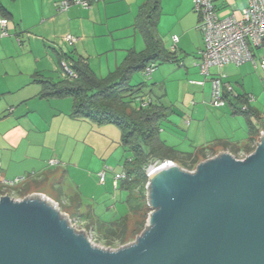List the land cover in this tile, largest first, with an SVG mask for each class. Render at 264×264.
<instances>
[{
  "label": "crops",
  "instance_id": "1",
  "mask_svg": "<svg viewBox=\"0 0 264 264\" xmlns=\"http://www.w3.org/2000/svg\"><path fill=\"white\" fill-rule=\"evenodd\" d=\"M60 1L62 0H0V4L5 8L4 12L0 11V19L3 17L7 19L6 30L8 31L6 36H1L0 26V64L8 57L10 39L13 36L19 38V34L23 32H26L28 38H30L26 46V50L29 53L38 47L39 41L51 44V46L43 45L44 48L48 47L49 50H52V54L46 51L48 56L47 63L43 67L38 66L41 63V58L35 55L34 62L37 66L32 69L34 71L29 70L24 76L20 74L15 82L13 81L10 84L8 82L6 85L0 86V169L1 177L6 181L23 178L18 182L19 184L21 183L18 188L19 191L27 192V194L31 192L45 193L53 200L63 204V206L66 205L65 207H75L76 203L79 202L76 209L80 213L83 206L81 186L78 185L75 188L69 186L66 188V175L63 174L67 171L69 164L71 169H80L78 162L73 161L71 163L74 151H80L78 158H83L89 163L95 162L94 166H96L95 170L98 171L97 175L102 170H105L103 184L107 180V170L112 169L110 167L112 163H108L107 159H103L102 155L101 158L103 160H101L103 163L102 168L99 170L100 159L98 160V158L94 157L95 155L91 157V155L89 156L86 153L87 147L95 151L93 146H98V138L94 136L97 130L104 128L108 131L110 130L112 136H115L112 139L114 143L112 162L113 165L116 163V166L120 168L114 169V173L124 170V159L129 157L130 154L121 145V129L118 125L111 122H97L81 116H72L73 99L70 96H41V84L35 81L33 76L37 73L36 78H50L41 73L44 70H48V68L53 69L60 76L59 60L66 53L74 59L83 58L89 66L102 64L100 59L98 65L96 61L93 63L94 57L97 58L102 54H109L111 59L108 58L104 62L105 66L117 67L123 61L129 49L141 50L145 47L142 35L138 38L139 36H136L137 32L135 34L133 30V35H135L132 42H129L124 40L126 34L123 32L126 26H133L139 6L145 0H95L90 7L70 3L65 10L58 9L57 4ZM215 1L218 8L221 5L222 7L225 6L223 1ZM246 1L244 0L237 7L239 8L237 14L233 11L236 16H240V9L246 5ZM224 15H227V13ZM196 19L198 21V17ZM189 21L194 23L190 18ZM29 30L41 32L48 36L46 37L47 40L40 37H32ZM67 34L76 38L73 45L66 43L64 37ZM178 43H180L179 38L176 43V50ZM65 46H68V49ZM201 46L202 42L196 51L194 59L188 62L189 66H186V75L190 76L189 80H191L190 85H192L193 97L204 101L208 98V93L211 97V85L209 78L201 75L197 66L198 51ZM53 52L56 55V59H54ZM258 68V66L254 67L250 61L240 65L228 64L222 67L213 66L210 68L211 74L223 75L222 82L225 85L222 86V89L225 100L230 107L232 115L243 113L246 131L245 136L240 139H228L229 137L226 134L219 135L211 140L205 139L201 146L208 148L206 151L227 150L232 152L239 147L240 153H246L245 149L241 147L242 145L250 143L254 147L258 132L264 130V112L258 108L260 100L264 101V92L256 90L254 86H248L246 82L247 78L254 76L253 70ZM4 72L7 74V71ZM197 81H202L203 83L197 84L195 83ZM262 83L264 85L263 79ZM159 96H163V91L159 93ZM248 96H252V98L247 99ZM192 105H196V103H192ZM209 105L211 104H208L206 108L198 107L197 109L193 108V110L196 109V115L201 114L202 111L208 112L211 109L212 112L221 114L218 107L212 105L211 108H208ZM167 112L169 113V110ZM170 114H173L175 119L173 118L170 121L169 114L166 119L169 123L168 125L173 128L177 126L176 121L179 118L184 120L187 117L185 112L176 113L172 109ZM193 116L194 111L191 112V118ZM196 121L197 119L194 117L190 120H185L186 124H184L185 126L187 125L188 129L191 127L193 129L198 125ZM107 123L116 125L119 128V133L110 125L98 126ZM89 138H91L92 142L87 143ZM80 145H83V148ZM101 147L102 143H100L99 148ZM86 168L84 167L81 170L85 172ZM108 181H110L108 187L102 191V204L107 212L112 211L113 216L116 217L113 219L97 217L93 220V222L99 220L103 226L111 224V222L118 220L122 216L129 215L130 212L127 203L128 191L125 184L123 185L120 180L115 183L114 178ZM38 187L48 188L49 191L53 192L51 193L53 195L37 189ZM110 192H112V195ZM114 199L118 200L119 207L116 205L117 202L109 203L110 200ZM87 209H89L87 214L93 218L95 214L92 212V208L89 207ZM103 214V216L108 217L106 213ZM85 222L90 223L91 221L87 219Z\"/></svg>",
  "mask_w": 264,
  "mask_h": 264
},
{
  "label": "water",
  "instance_id": "2",
  "mask_svg": "<svg viewBox=\"0 0 264 264\" xmlns=\"http://www.w3.org/2000/svg\"><path fill=\"white\" fill-rule=\"evenodd\" d=\"M243 159L227 151L187 171L162 160L135 241L92 245L41 195L0 196V264H264V135Z\"/></svg>",
  "mask_w": 264,
  "mask_h": 264
},
{
  "label": "rangeland",
  "instance_id": "3",
  "mask_svg": "<svg viewBox=\"0 0 264 264\" xmlns=\"http://www.w3.org/2000/svg\"><path fill=\"white\" fill-rule=\"evenodd\" d=\"M223 1V6H219L220 10L219 15L228 14L231 9H234L233 11L239 12V5L244 0H218ZM221 3V2H220ZM160 18L159 23L157 25V34L161 38L163 42L164 49L171 51L172 47V35L175 34L179 39L180 43L177 45V50L175 54L177 55V60L170 61V60H163L159 61L156 60L154 63V70L150 74H146L145 72H134L131 76L130 83L136 84L142 80H144L148 88H151V94L152 97L155 98L159 96V93H162L163 91V103L170 105L169 110V120L171 121L173 118L175 119V116L173 114H170L171 109L176 113L178 112H185L187 114L186 119L181 120L178 119L177 126L175 128L170 127L166 120H163L161 123V131L159 132V136L161 139L165 140L169 145H172L176 150L183 151V152H192L195 151L196 147H201L203 141L211 140L214 137H217L219 135L226 134L228 139H240L245 136V116L242 114H235L232 115L230 111L229 105L225 104L223 107H218L220 110V113L212 112V109L210 111H202L201 114L196 115L195 110L199 108H206L208 104L210 103V95L208 93V98H206L204 101H202L199 98H195L192 95V85H190L189 75H186V66H189L188 62H191V59H194L196 55V51L198 47L201 45L202 42V36L200 31L197 29V14L194 12L192 8V2L191 0H161L160 2ZM189 18L194 21V23H191L192 21H189ZM194 18V19H193ZM124 25V24H123ZM124 33L126 34V37L124 40L131 41L133 40L134 35L137 32L136 36H139L140 38V30L134 26H126V28L123 29ZM133 30L135 31V34L133 35ZM29 33L32 37H40L41 39H46L44 34H42L39 31L36 30H29ZM139 34V35H138ZM11 43L9 45L8 50V57L5 58L4 62L0 64V86L6 85L8 82L9 84L11 82H15L18 80V76H24L27 71L34 69L37 65L34 62L35 55L41 58V63L38 65L40 67H43L47 63V54L46 51H49L52 54V50L48 47L44 48L45 46H51V44H48L47 42L41 43L39 41V45L37 48L32 50L31 53H29L26 50V46L28 45V41H30V38H28V35L26 32L20 33L19 38L12 37ZM47 40V39H46ZM117 42V41H116ZM67 43V42H66ZM44 44V45H43ZM68 44V43H67ZM66 49H68V46H65ZM262 51L259 50L258 53H261ZM54 53V52H53ZM54 59H56L55 53ZM111 59V55L109 54H102L98 56L97 58L94 57L93 63L95 61L97 62V65L99 64V59L102 61V64L98 66H90V68L95 72L98 76L106 75L109 70H112L116 66H105V63L107 60ZM122 62V61H121ZM193 62V60H192ZM249 62V61H248ZM104 63V64H103ZM3 64V65H2ZM4 71H7V74H5ZM42 75H46L50 77L53 80H56L59 76L56 71H54L51 68H48V70H44L41 72ZM253 77L247 78V85L248 86H254L256 90H262L264 92V85L262 83V79L264 80V73L261 72L260 68L253 70ZM256 97V95H255ZM257 99V98H254ZM192 100V101H191ZM192 103H196V105H192ZM260 105V106H259ZM258 108L262 112H264V101L259 102ZM212 104L209 105L208 108H211ZM243 107V106H242ZM193 108H196L193 110ZM177 109V110H176ZM206 110V109H205ZM194 111L195 119H197L198 125L196 128L194 127L187 128L185 126V120H190L191 118V112ZM207 113V114H206ZM249 114V113H248ZM226 115V117H224ZM219 116V118H217ZM264 116V114H263ZM185 123V124H184ZM110 125L116 132L119 133V128L116 125L113 124H102L98 126H105ZM204 129V130H203ZM115 135V134H114ZM96 138H98L97 145L93 146V151L90 147H87L86 153L91 157H94L98 160L100 159V166L99 170L102 168L103 159H107L108 163H112L110 166L112 169L107 170L106 177L107 180L103 184L99 181V177L97 175L98 171H96L95 162L89 163V161L84 160L83 158H78L80 155V151H74V156L71 160V163L73 161H76L79 163L80 169H71L70 164L67 166V171L63 174H65V183L66 188L69 186L71 187H78L81 186V200L83 203L82 210H80L82 218L80 219L78 216H72V207H65L63 204L58 203V206L60 208V211L67 215L68 219L70 220V223L72 226L75 227L76 231H83V234L86 236L87 240L94 246L103 248V249H111L116 250L118 248L123 247L124 245L130 244L133 241H135L136 236L127 233V236L123 239V241H120L118 238L114 239H107L102 238L103 235L99 233L98 230L99 225L96 224V221L94 225L90 224L89 222H85L87 219H96L97 217L100 218H107V219H113L116 216H113V212L109 211L107 212L106 208L103 207L102 204V191L105 190L110 181L114 177V169H119L120 167H117L116 163L112 162V153L114 152V143L112 133L111 131L107 129H99L97 130V133L94 134ZM87 143L92 142L91 138L87 140ZM104 141V142H102ZM100 143H102V147L99 148ZM81 148H83V145H80ZM208 149V148H207ZM206 149V150H207ZM216 151V152H215ZM215 151H206V157H210L214 155L215 153L222 151V150H215ZM251 153V152H250ZM249 154V153H245ZM76 155V156H75ZM103 155V159L101 158ZM238 156L240 155V152L237 153ZM102 159V160H101ZM174 163L178 164L177 161ZM89 165V167H88ZM122 166V165H121ZM154 164H151L147 167H153ZM84 167H87L86 171H82ZM146 169V170H147ZM89 175V176H88ZM14 180V179H11ZM8 180V181H11ZM21 186V183H16L14 185H7L4 186L3 190H5V194H8L13 199L21 198L20 193L18 192V188ZM35 189V188H34ZM45 191L49 195H53L51 191L48 190V188H37ZM112 195V192H110ZM1 194V193H0ZM80 194V193H79ZM114 194V193H113ZM54 198V197H53ZM118 200H110L109 203H116ZM57 202V201H56ZM117 207H119V202H117ZM92 208V212L95 214L92 218L90 216L88 218L87 212H89V209ZM112 210V209H111ZM106 213L108 217L103 216ZM86 217V218H85ZM84 218V220H83ZM134 217H130L128 226L129 228H132L131 224L134 221ZM147 219V217H146ZM146 220L143 226V229L145 228ZM98 226V227H97ZM109 225L102 226L104 228H107ZM142 229V230H143ZM101 231L102 228H101Z\"/></svg>",
  "mask_w": 264,
  "mask_h": 264
},
{
  "label": "trees",
  "instance_id": "4",
  "mask_svg": "<svg viewBox=\"0 0 264 264\" xmlns=\"http://www.w3.org/2000/svg\"><path fill=\"white\" fill-rule=\"evenodd\" d=\"M160 1L145 0L139 6L135 18L134 26L140 30L145 47L141 50L129 49L123 61L106 75H96L83 58L74 59L66 53L61 59L71 61V68L76 74L74 78L61 75L57 80L36 78L37 73L33 76V79L41 84V96H70L73 99L72 116L115 123L121 129V145L130 154L123 162L127 178L121 180L128 191L127 203L130 212L129 215L111 222L107 228L103 227L104 229L101 222L96 220L102 238H118L123 241L128 232L136 236L142 231L150 211L145 190L146 169L150 163L171 160L177 161L182 168L193 170L198 162L206 158V147L201 146L192 152H182L161 139L159 136L161 123L166 120L170 105L163 103V96L153 98L151 89L145 81L130 83L134 72H143L147 65L155 63L156 60H177L174 51L164 49L163 42L157 34ZM0 11H5L1 4ZM241 147L247 153L254 149L250 143H245ZM239 151L238 147L232 153L237 154ZM3 188L4 186L0 185V193H5ZM18 192L21 197L27 194L19 189ZM78 203L72 207L71 214L81 219L84 215L81 216L76 209ZM87 216L90 217L88 214ZM130 217L135 218L131 224L132 228L128 226ZM90 221V224L94 225L95 222L91 219Z\"/></svg>",
  "mask_w": 264,
  "mask_h": 264
},
{
  "label": "built area",
  "instance_id": "5",
  "mask_svg": "<svg viewBox=\"0 0 264 264\" xmlns=\"http://www.w3.org/2000/svg\"><path fill=\"white\" fill-rule=\"evenodd\" d=\"M93 1L95 0H62L57 4V7L59 10H65L70 3L80 4L83 7H90ZM191 2L192 8L198 17L197 29L200 31L202 36V46L198 51L197 66L201 75L209 78L210 80V103L216 107H223L226 104L222 89V86L225 85L222 82L223 75L211 74V67H222L228 64L240 65L244 62L250 61L253 63L254 67L258 66L261 72L264 73V0H247L246 5L240 9V16H236L233 13L234 9L231 13L220 16L218 13L219 8L215 0H191ZM6 24L7 19L4 17L1 18V36H6L8 34V31L6 30ZM64 39L68 43V45H73L76 41V38L70 34H67ZM177 41V36L173 35L171 51L176 52ZM259 50H261L262 52L258 53ZM71 66L72 63L70 60L61 59L59 61L60 75L62 77L74 78L76 74L73 72ZM154 68V63H151L145 67L143 72H145L146 74H150L154 70ZM195 83L202 84L203 82L197 81ZM251 98L252 96L247 97V99ZM261 133L264 135V130H260L258 132L254 148L260 142L262 136ZM223 151L227 150L219 151L210 157H206L204 160L212 158ZM227 152L236 159H243L247 155L245 153H240L241 156H238L237 154H234L230 151ZM154 165H156V163ZM150 168L151 167L146 170L147 181L145 184L146 202L148 206L149 203L147 185ZM193 170L187 171L191 172ZM98 175L99 181L103 182L105 177V170H102ZM113 178L114 182L116 183L118 180L121 181L126 179L127 175L125 174L124 170H122L120 172H115ZM22 179L23 178H16L13 181H6L2 179L0 169V185L2 186L14 185L20 182ZM3 195L8 194H0V196ZM32 195H41L52 204H54L59 214H62V216L66 217L69 226L75 229V227L71 225L67 215L60 211L58 202L53 200L45 193L31 192L18 199L31 197Z\"/></svg>",
  "mask_w": 264,
  "mask_h": 264
}]
</instances>
